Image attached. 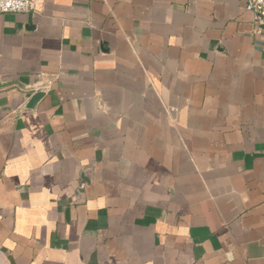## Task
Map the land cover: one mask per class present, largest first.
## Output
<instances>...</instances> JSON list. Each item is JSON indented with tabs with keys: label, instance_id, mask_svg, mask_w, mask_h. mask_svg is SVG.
Listing matches in <instances>:
<instances>
[{
	"label": "crops",
	"instance_id": "1",
	"mask_svg": "<svg viewBox=\"0 0 264 264\" xmlns=\"http://www.w3.org/2000/svg\"><path fill=\"white\" fill-rule=\"evenodd\" d=\"M34 1L0 13V264H264L247 0Z\"/></svg>",
	"mask_w": 264,
	"mask_h": 264
},
{
	"label": "built area",
	"instance_id": "2",
	"mask_svg": "<svg viewBox=\"0 0 264 264\" xmlns=\"http://www.w3.org/2000/svg\"><path fill=\"white\" fill-rule=\"evenodd\" d=\"M34 6V0H0V13H28ZM245 8L255 13L264 23V0H247Z\"/></svg>",
	"mask_w": 264,
	"mask_h": 264
},
{
	"label": "water",
	"instance_id": "3",
	"mask_svg": "<svg viewBox=\"0 0 264 264\" xmlns=\"http://www.w3.org/2000/svg\"><path fill=\"white\" fill-rule=\"evenodd\" d=\"M12 84L21 85V83L17 80L2 81L0 79V88L7 87V86L12 85ZM44 95H45L44 91H37L33 94H29V101L27 103V108H31V109L34 108Z\"/></svg>",
	"mask_w": 264,
	"mask_h": 264
}]
</instances>
